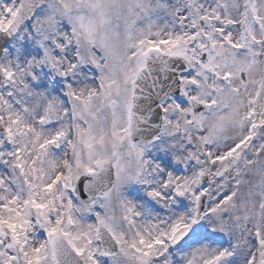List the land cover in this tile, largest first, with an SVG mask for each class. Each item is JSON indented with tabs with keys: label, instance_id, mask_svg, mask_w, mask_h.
<instances>
[{
	"label": "snow or ice",
	"instance_id": "6c2138e0",
	"mask_svg": "<svg viewBox=\"0 0 264 264\" xmlns=\"http://www.w3.org/2000/svg\"><path fill=\"white\" fill-rule=\"evenodd\" d=\"M0 264H264V0H0Z\"/></svg>",
	"mask_w": 264,
	"mask_h": 264
}]
</instances>
